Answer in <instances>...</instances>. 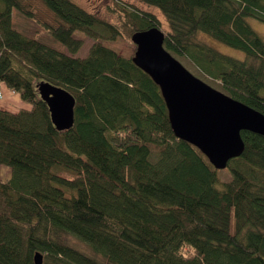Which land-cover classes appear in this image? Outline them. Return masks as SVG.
I'll return each instance as SVG.
<instances>
[{
    "label": "trees",
    "instance_id": "obj_1",
    "mask_svg": "<svg viewBox=\"0 0 264 264\" xmlns=\"http://www.w3.org/2000/svg\"><path fill=\"white\" fill-rule=\"evenodd\" d=\"M140 1L167 29L124 0L109 20L73 0H0V100L21 104L0 107V264H36L37 253L43 264H264V136L242 131L243 154L216 169L176 136L134 55L103 43L159 27L197 77L264 113V38L249 21L264 24V0ZM14 9L68 52L16 29ZM78 32L93 42L83 57ZM41 81L74 95L71 129L54 126Z\"/></svg>",
    "mask_w": 264,
    "mask_h": 264
},
{
    "label": "water",
    "instance_id": "obj_2",
    "mask_svg": "<svg viewBox=\"0 0 264 264\" xmlns=\"http://www.w3.org/2000/svg\"><path fill=\"white\" fill-rule=\"evenodd\" d=\"M137 49L133 62L160 87L176 136L202 151L216 169L245 150L242 131L264 136V113L214 88L187 69L165 46V32L159 27L132 36ZM50 109L54 126L69 130L75 123L76 99L62 86L48 81L37 84ZM36 264L43 256L35 255Z\"/></svg>",
    "mask_w": 264,
    "mask_h": 264
},
{
    "label": "rangeland",
    "instance_id": "obj_3",
    "mask_svg": "<svg viewBox=\"0 0 264 264\" xmlns=\"http://www.w3.org/2000/svg\"><path fill=\"white\" fill-rule=\"evenodd\" d=\"M75 3H77L79 6L84 8L85 10L92 12L96 14L98 17L101 19H112L113 14L110 12L109 7L116 1V0H73ZM119 1V0H117ZM128 3H132L135 5H138L142 7L143 9L150 10L155 12L161 21L163 22L164 28L167 29V25L165 22V18L162 16V14L158 11V9H155L153 7H149L146 4H143L140 0H124ZM250 24L254 27V29L264 38V24L260 23L254 19H250ZM13 26L24 32L29 34L30 36H33L35 38H38L45 42L46 44L57 48L61 51H67V48L55 40L50 34H48L45 30L38 29L33 22L25 18L18 10L14 9L13 11ZM76 37L81 38L84 41L83 47L80 49V51L76 54V56H86L88 54L89 48L92 45V41L84 36L82 33H76ZM205 40L208 41V43L215 48H217L219 51H221L224 54L231 55L240 59L245 58V53L243 51L234 49L232 47H229L227 45H224L222 43H219L218 41L210 38L207 35H204ZM103 43L108 46L109 48L113 49L116 51L119 55L124 56V57H130L134 55L137 47L136 45L132 42L129 41L127 38L119 37L116 41H103ZM182 64L189 69L194 75L198 74V71L196 67L187 59L180 57L179 59ZM198 76V75H197ZM199 78L203 79L202 77L199 76ZM205 82L213 86L214 88H217V85H215L212 82H209L208 80L203 79ZM264 94V91H263ZM0 107L8 108L11 110H18L21 107V104L18 101L17 96H12L11 94H8L5 99L0 100ZM3 175L7 176L9 168L8 167H3L2 168ZM230 175L228 173V170H224L220 173V182L219 186L222 187L223 183L229 180ZM72 241L74 244L78 245L80 248L87 249V245L84 243L80 242L79 240L72 238Z\"/></svg>",
    "mask_w": 264,
    "mask_h": 264
},
{
    "label": "built area",
    "instance_id": "obj_4",
    "mask_svg": "<svg viewBox=\"0 0 264 264\" xmlns=\"http://www.w3.org/2000/svg\"><path fill=\"white\" fill-rule=\"evenodd\" d=\"M4 97V94H3V91L2 89L0 88V98Z\"/></svg>",
    "mask_w": 264,
    "mask_h": 264
}]
</instances>
